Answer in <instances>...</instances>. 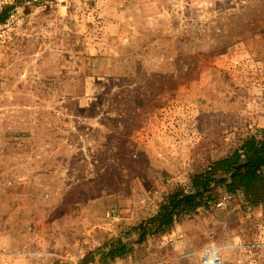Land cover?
Here are the masks:
<instances>
[{"label":"rangeland","instance_id":"rangeland-1","mask_svg":"<svg viewBox=\"0 0 264 264\" xmlns=\"http://www.w3.org/2000/svg\"><path fill=\"white\" fill-rule=\"evenodd\" d=\"M5 7L0 264H264V205L221 188L163 233L136 231L264 137V0Z\"/></svg>","mask_w":264,"mask_h":264},{"label":"trees","instance_id":"trees-1","mask_svg":"<svg viewBox=\"0 0 264 264\" xmlns=\"http://www.w3.org/2000/svg\"><path fill=\"white\" fill-rule=\"evenodd\" d=\"M11 11L12 7H5L0 12V24L6 23ZM218 188L228 195H242L252 208L264 205V137L250 136L228 156L211 162L205 170L193 176L190 192L177 189L168 195L158 214L137 227L139 242L163 233L181 216L206 207ZM123 248L124 244L118 240L116 247L103 257L113 261L124 252Z\"/></svg>","mask_w":264,"mask_h":264},{"label":"built area","instance_id":"built-area-1","mask_svg":"<svg viewBox=\"0 0 264 264\" xmlns=\"http://www.w3.org/2000/svg\"><path fill=\"white\" fill-rule=\"evenodd\" d=\"M217 206L220 208L223 206V203H219Z\"/></svg>","mask_w":264,"mask_h":264}]
</instances>
